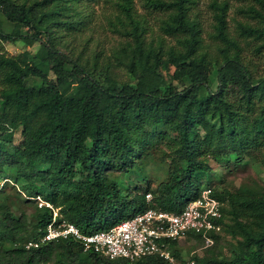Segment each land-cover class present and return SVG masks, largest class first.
<instances>
[{"label": "trees", "instance_id": "1", "mask_svg": "<svg viewBox=\"0 0 264 264\" xmlns=\"http://www.w3.org/2000/svg\"><path fill=\"white\" fill-rule=\"evenodd\" d=\"M72 1L80 2L0 0V40L38 45L33 55L0 47V264H128L71 237L42 240L45 228L53 220L89 235L146 210L178 214L204 190L219 216L205 233L211 244L188 261L264 264V188L217 191L205 181L215 164L254 157L264 167V0L243 7L253 22H237L233 33L226 2L212 0L207 42L188 15L192 0H140L161 15L156 38L145 36L131 0H120L113 20L105 18L117 45L100 63L55 43L91 30L62 15ZM19 203L29 212L14 214ZM221 236L231 242L226 255ZM184 239L203 244L199 233ZM179 241L167 244L172 258ZM130 264L170 263L153 255Z\"/></svg>", "mask_w": 264, "mask_h": 264}, {"label": "rangeland", "instance_id": "2", "mask_svg": "<svg viewBox=\"0 0 264 264\" xmlns=\"http://www.w3.org/2000/svg\"><path fill=\"white\" fill-rule=\"evenodd\" d=\"M21 1V0H18ZM105 4L103 5L102 0H97L92 5H89L88 2H68L66 3V11L62 15L70 23L77 22L79 20H84L89 22L88 27L91 28L90 32H82L79 37L75 40L65 37L63 34L56 36L55 43L63 50L68 53L72 51L74 55L80 54L83 59H90L92 55L98 54V62L100 63L103 59L114 50L115 44L117 45V39L114 32L106 25V19L113 20V15L115 14L116 9L112 7L113 3L120 2V0H104ZM212 0H192L193 4L190 6L188 15L191 18H194L198 24V27L201 31V37H203L204 42H207L206 34L211 32V26L213 24L212 14L213 9L210 6ZM214 1H225L227 9L225 12V23L227 29L230 33H233L235 24L237 22H248L252 23L253 20L242 14L240 11L243 10V7L253 5L257 10V6L252 2V0H214ZM132 9L136 14L143 16L146 21L147 29L145 36L156 38L159 35L157 30L158 17L161 15L156 12L147 11L143 9L140 0H131ZM57 5V4H56ZM104 13H102V11ZM87 14V17L85 16ZM63 19V18H62ZM0 47L2 53L5 55H16L28 53L33 55L38 50L37 43L27 44L20 40L15 39H6L0 40ZM116 79L124 80V71L123 69H113L111 71ZM164 78L166 74L162 73ZM11 142L14 145H17L20 142L19 130H15L11 135ZM162 149L161 146L158 147ZM158 149V150H159ZM247 162L245 165H235L233 162H229L226 165H212L208 173V178L205 180L208 184L216 185L214 188L219 191L220 186L224 185L226 188H236L240 185H254L257 184L264 188V167L256 159L257 158H248L246 157ZM160 172H156L157 178L161 177ZM154 176V175H151ZM151 179V178H150ZM209 180V181H208ZM152 181V180H151ZM156 180L150 184L153 186L156 184ZM217 183H220L217 186ZM37 206L43 204L40 201H37ZM12 212L17 214V211L29 212V208L19 204H15L12 207ZM56 210L54 211V213ZM230 240L227 236H221V239L218 242V248L222 255H226V249L230 245ZM178 252L177 258H172L173 264H181L187 262L193 255H200L203 250L202 245H196L193 240H180L176 243L173 248Z\"/></svg>", "mask_w": 264, "mask_h": 264}, {"label": "built area", "instance_id": "3", "mask_svg": "<svg viewBox=\"0 0 264 264\" xmlns=\"http://www.w3.org/2000/svg\"><path fill=\"white\" fill-rule=\"evenodd\" d=\"M54 216L53 212L52 219ZM218 216V203L204 190L198 198L186 203L178 214L146 210L105 231L89 235L80 234L70 224L61 222L54 226L52 220L46 226L42 240L71 237L80 243L83 250H91L108 259H123L130 264L140 257L156 255L173 264L167 249L168 242L182 240L187 232H193L201 235L204 247L209 246L211 240L205 233L216 229L212 222Z\"/></svg>", "mask_w": 264, "mask_h": 264}]
</instances>
